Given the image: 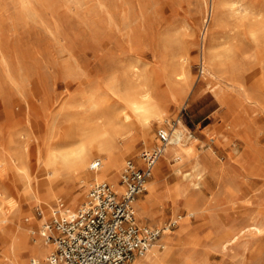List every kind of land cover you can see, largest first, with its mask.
I'll return each instance as SVG.
<instances>
[{"label":"rangeland","instance_id":"obj_1","mask_svg":"<svg viewBox=\"0 0 264 264\" xmlns=\"http://www.w3.org/2000/svg\"><path fill=\"white\" fill-rule=\"evenodd\" d=\"M210 1L0 0V207L23 216L44 215L42 207L28 208L25 177L11 170L10 153L18 144H28L26 169L35 178L45 169L52 147L60 153L81 136L91 138L98 124L118 122L131 86L135 91L141 87L164 101L168 120L153 125L152 143L136 140L124 163L127 158L139 161L145 148L159 143L158 129H169L183 113L208 168L200 188L190 186L177 206L165 198L167 183L188 180L174 169L175 160L161 165L163 154L157 162L164 174L152 203L163 199L164 204L154 205L140 223L175 221L192 199L197 208L190 229L181 235L186 242L172 244L162 264H264V60L248 46L239 47L246 57L240 88L204 72L202 41ZM220 13L223 19L214 33L220 40L215 43L238 41L240 36L234 35L240 27L230 5ZM178 73L184 78L177 80ZM221 88L224 104L216 94ZM13 131L17 134L12 138ZM190 167L186 161L183 169ZM82 183L75 191L87 189L85 197L76 204L65 197L66 206L76 209L86 199L92 185ZM149 194L145 189L138 199ZM59 203L53 201V206ZM178 229V223L169 228ZM9 261L3 258L2 264Z\"/></svg>","mask_w":264,"mask_h":264},{"label":"bare ground","instance_id":"obj_2","mask_svg":"<svg viewBox=\"0 0 264 264\" xmlns=\"http://www.w3.org/2000/svg\"><path fill=\"white\" fill-rule=\"evenodd\" d=\"M226 4L230 5V8L233 10L235 15V24L240 27L239 30L237 29L239 34H233H235L234 36L239 35L240 38L238 37V41L224 40L226 41L224 44L218 45L214 41L218 38H216L214 33L216 26L221 23L222 17H220V14L222 13L220 12ZM232 20V23L235 22L234 19ZM204 23V41H202L204 44L202 60L204 72L212 77L227 80L233 86L244 87L240 78L246 70L243 65L246 57H244L245 59L242 57L239 47L242 48L244 45L246 48V46H248V50L251 51V54L254 57H261L264 60V0H211L207 5V14ZM232 23L229 25H232ZM222 24L224 25L223 21ZM223 25L222 27L225 26ZM228 27L230 28V26H227V28ZM233 31L236 30L233 28L232 32ZM225 33L229 34V29ZM208 36L209 42L206 44L205 40ZM221 39H223V37ZM169 43L171 45V42ZM179 54L180 53H178V55ZM181 59L183 58L181 57ZM181 59L179 64L182 62ZM176 64L178 63H175V65ZM175 65L173 68H175ZM181 69L180 72L185 71V69L182 71ZM176 76V79L178 80L184 75L182 73H178ZM132 87L133 86H131L132 91L129 89L130 93L128 92L129 96L127 108L123 110L122 116L118 122L114 121L98 124L93 129L91 138H84V136H81L82 138L77 140L75 143L72 144L70 142L72 144L71 147L67 149L62 148L61 150L63 151L60 153L56 150H52L56 149L52 147L46 156L45 169L40 173V175H36L35 178L34 175L26 169V162L31 156L28 144L26 145L20 143L17 146V151L15 149L16 152L10 153L9 161L11 162V170L15 175H23V177H25L24 180L27 183L26 194L28 195V208L32 209L37 206L42 207L44 215L36 217L32 212L28 216H23L22 213H12L3 207H0V264H2L3 258L10 259V261H12H9L8 264H29V253L32 255L30 261L32 259H39L42 261L47 259L50 254H52L54 245L52 243H45L40 233L41 227L45 220L49 219L52 215L54 207L53 201H63V204L66 206L67 203L64 201L65 197L69 198V204H76L85 197L87 189L80 193L75 191L78 182L82 181L83 183L81 186H86L87 188L96 182L108 181L117 191L122 190V185L118 182V179L121 168L123 167L122 165L124 163L125 155L130 154L131 151L136 148V140H140L146 145L152 143L155 138L153 125L155 123L162 125L165 123V120H168L167 109L161 98L151 93L148 89H141L139 83V90L137 89L135 91V86L133 89ZM225 92L226 91L223 88L216 92L217 97L222 104L227 102ZM250 96L252 97V94ZM254 99L257 100L256 98ZM177 120L178 121L173 126L170 142L166 147V152L159 162L162 165V161L166 160L172 163V160H175L173 164L176 167L174 169L181 173L183 178L188 180L184 184H182V181L173 184L167 183L165 198L172 200L174 204L180 206L179 203L181 197H188L190 186L200 188V180L204 178L207 164L202 157H199L196 149L197 137L193 134L192 128L187 123L186 117L183 113L180 115V118H177ZM135 129H137L139 133H135ZM83 132H81V134ZM14 133V131L11 132L12 138L14 135L16 136L17 131L16 134ZM19 136L21 138L22 135H18V138ZM76 137L74 135L71 139L75 141ZM20 138L19 140H21ZM94 148H96V150ZM2 153L3 151L1 154ZM94 155L97 157L95 160H101V165H99L98 168L92 169V164L95 160L91 162V159ZM3 161H5V159ZM186 161L191 164V170H187V168L183 169ZM5 162L7 163V161ZM163 174L162 167L157 164L154 174L148 180L146 185V190L149 191L150 194L145 197H140L135 201V212L139 218V222H142V220L148 217V214L154 205L163 207V199L159 201L156 200V202L152 203L153 200L158 197L156 196V192ZM188 200L189 199L187 198V201ZM68 208L75 210L71 207ZM185 208L187 209L186 213L179 214L175 218L179 229L176 231H170L168 222L164 224L163 226H165V231L160 239L153 243L144 255L136 256L130 264H162L163 260L168 259L170 256L172 244L175 245L186 242V237L182 236V238L181 235L184 232H188L190 226L192 225L191 216L197 211V208L194 205V199L186 204ZM32 226L37 228H30ZM234 239L232 240L235 241ZM51 244L53 245V248Z\"/></svg>","mask_w":264,"mask_h":264},{"label":"built area","instance_id":"obj_3","mask_svg":"<svg viewBox=\"0 0 264 264\" xmlns=\"http://www.w3.org/2000/svg\"><path fill=\"white\" fill-rule=\"evenodd\" d=\"M174 124L159 128V143L145 148L140 160L127 158L119 176L122 190L108 181L93 184L86 199L75 210L63 204L53 207L52 215L41 227L45 243L54 250L45 260L31 264H130L160 239L163 225L141 224L135 213V201L146 189L158 160L166 152ZM95 160L92 168H98ZM42 215L41 210L38 211ZM176 221L168 223L169 228Z\"/></svg>","mask_w":264,"mask_h":264},{"label":"crops","instance_id":"obj_4","mask_svg":"<svg viewBox=\"0 0 264 264\" xmlns=\"http://www.w3.org/2000/svg\"><path fill=\"white\" fill-rule=\"evenodd\" d=\"M218 98V97H217ZM220 101V100H219ZM199 125H202V124H199ZM154 170H155V168H154ZM120 176V175H119ZM118 182H119V180H118ZM139 197V196H138ZM138 199V198H137ZM141 224H143V223H141ZM52 245V244H51ZM52 248H53V245H52ZM10 262H12V261H10Z\"/></svg>","mask_w":264,"mask_h":264}]
</instances>
